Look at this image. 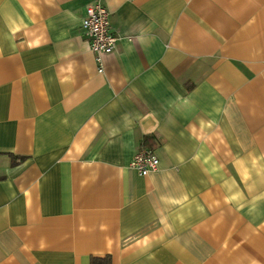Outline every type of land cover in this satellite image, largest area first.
Segmentation results:
<instances>
[{"label":"crops","instance_id":"0c3cea01","mask_svg":"<svg viewBox=\"0 0 264 264\" xmlns=\"http://www.w3.org/2000/svg\"><path fill=\"white\" fill-rule=\"evenodd\" d=\"M105 256L264 264V0H0V264Z\"/></svg>","mask_w":264,"mask_h":264},{"label":"built area","instance_id":"2783aa9c","mask_svg":"<svg viewBox=\"0 0 264 264\" xmlns=\"http://www.w3.org/2000/svg\"><path fill=\"white\" fill-rule=\"evenodd\" d=\"M109 14L100 2L87 6L81 29L89 41L94 55L97 72H102V57L112 53L116 38L109 29ZM129 167L139 176H146L157 170L158 159L147 149L141 148L135 154Z\"/></svg>","mask_w":264,"mask_h":264},{"label":"trees","instance_id":"16d2710c","mask_svg":"<svg viewBox=\"0 0 264 264\" xmlns=\"http://www.w3.org/2000/svg\"><path fill=\"white\" fill-rule=\"evenodd\" d=\"M89 264H111V259L109 256H105L103 258L92 257L89 260Z\"/></svg>","mask_w":264,"mask_h":264}]
</instances>
